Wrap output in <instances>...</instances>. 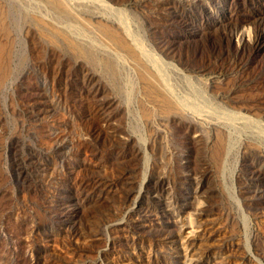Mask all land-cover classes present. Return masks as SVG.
<instances>
[{
    "label": "rangeland",
    "instance_id": "374dc122",
    "mask_svg": "<svg viewBox=\"0 0 264 264\" xmlns=\"http://www.w3.org/2000/svg\"><path fill=\"white\" fill-rule=\"evenodd\" d=\"M0 264H264V0H0Z\"/></svg>",
    "mask_w": 264,
    "mask_h": 264
},
{
    "label": "bare ground",
    "instance_id": "6f19581e",
    "mask_svg": "<svg viewBox=\"0 0 264 264\" xmlns=\"http://www.w3.org/2000/svg\"><path fill=\"white\" fill-rule=\"evenodd\" d=\"M62 1L63 0H58V2H59V4H62ZM113 11V10H112ZM117 18V17H116ZM123 25V24H122ZM125 26H126V24H125ZM137 38V37H136ZM138 42V41H137ZM141 42V41H140ZM136 44V43H135ZM145 49H147L146 47H145ZM148 55V54H147ZM156 55V54H155ZM146 58V57H145ZM160 59V58H159ZM165 62V61H164ZM162 68V67H161ZM160 68V69H161ZM156 70V69H155ZM161 72H162V70H160ZM160 74V73H159ZM166 77V76H165ZM163 81V80H162ZM166 80H164V84L166 85V84H168L167 82H165ZM169 81V80H168ZM191 82V81H190ZM172 83V82H171ZM167 87V89H171V86H170V84L168 85V86H166ZM174 88V87H173ZM177 89V88H176ZM172 90V89H171ZM197 93H198V91H197ZM201 93V92H200ZM173 94H175V93H173ZM200 95V94H199ZM198 95V96H199ZM202 95V94H201ZM176 97V96H175ZM183 97V96H182ZM185 97H187V96H185ZM189 97V96H188ZM178 98V97H177ZM200 98V97H199ZM180 99V98H179ZM178 99V100H179ZM183 99H184V97H183ZM195 98H193L192 100H194ZM196 100V99H195ZM171 102H176L174 99L172 100H170ZM182 102L183 103H181V102H179L180 104H182V105H184V106H187V107H189V109L191 108V109H194L195 111H199V105H197V104H195L194 102H188V101H185V100H182ZM197 102V101H196ZM199 102V101H198ZM204 102V101H203ZM204 104V103H203ZM204 106V105H203ZM205 107H206V105H205ZM209 107V106H208ZM187 109V108H186ZM192 111V110H191ZM237 113V112H236ZM240 113V112H239ZM241 114V113H240ZM198 115H200L199 114V112H198ZM224 116V115H223ZM234 117H236V115H234V114H229L228 115V117L227 118H231V119H234ZM246 116H244V118H245ZM247 118V117H246ZM247 119H250V120H252V118L251 117H248ZM234 121V120H233ZM254 121V120H253ZM228 123H229V121H228ZM255 123V122H254Z\"/></svg>",
    "mask_w": 264,
    "mask_h": 264
}]
</instances>
